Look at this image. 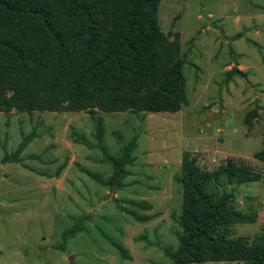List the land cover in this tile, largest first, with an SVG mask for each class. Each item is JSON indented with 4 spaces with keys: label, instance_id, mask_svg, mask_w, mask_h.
<instances>
[{
    "label": "rangeland",
    "instance_id": "374dc122",
    "mask_svg": "<svg viewBox=\"0 0 264 264\" xmlns=\"http://www.w3.org/2000/svg\"><path fill=\"white\" fill-rule=\"evenodd\" d=\"M158 21L170 39L178 35L185 60L178 112L0 111V264H69L70 256L74 264H170L164 250L177 248L181 231L185 153L203 170L231 159L259 174L256 183L223 178L209 189L232 191L235 208L256 215L253 224L231 227L234 238L252 244L264 232V163L255 159L264 139V0H163ZM233 68L239 75L226 81ZM254 109L249 131L245 117ZM31 133L19 161L4 162ZM134 137L121 183L90 176L109 182L113 175L99 144L117 158Z\"/></svg>",
    "mask_w": 264,
    "mask_h": 264
},
{
    "label": "trees",
    "instance_id": "16d2710c",
    "mask_svg": "<svg viewBox=\"0 0 264 264\" xmlns=\"http://www.w3.org/2000/svg\"><path fill=\"white\" fill-rule=\"evenodd\" d=\"M162 1L0 0V111L178 112L186 102L185 60L178 35L170 39L160 30ZM257 116L255 109L246 115L249 131ZM97 129L101 140V122ZM33 137L25 136L3 161L17 163ZM135 146L134 137L113 158L99 144L113 175L109 182L90 176L101 184L121 183ZM255 159L264 163V139ZM223 178L244 185L258 182L260 175L231 159L216 170H203L189 153L183 155L177 178L182 187L181 231L177 248L164 250L170 264H264V232L252 244L232 236V226L253 224L256 215L238 211L232 191L209 189ZM77 229L62 233L63 245ZM113 246L122 259L129 258L123 246Z\"/></svg>",
    "mask_w": 264,
    "mask_h": 264
},
{
    "label": "water",
    "instance_id": "95a60500",
    "mask_svg": "<svg viewBox=\"0 0 264 264\" xmlns=\"http://www.w3.org/2000/svg\"><path fill=\"white\" fill-rule=\"evenodd\" d=\"M235 74H238V75H239V72H238L235 68H233V69L228 73V75H227V77H226V81H228V80L230 79V77H232V76L235 75ZM68 262H69V264H74V256H70V257L68 258Z\"/></svg>",
    "mask_w": 264,
    "mask_h": 264
}]
</instances>
